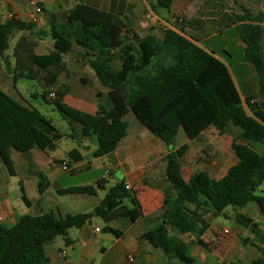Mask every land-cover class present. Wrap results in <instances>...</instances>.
Listing matches in <instances>:
<instances>
[{"label": "trees", "instance_id": "1", "mask_svg": "<svg viewBox=\"0 0 264 264\" xmlns=\"http://www.w3.org/2000/svg\"><path fill=\"white\" fill-rule=\"evenodd\" d=\"M173 2L155 0L150 6L153 11L170 10ZM48 23L53 49L41 54L37 52L39 44L35 35L40 31L34 23L15 17L0 22V59L9 49L11 37L22 32L14 48L15 72L53 86L67 73L64 55L74 51V45L83 48L84 56L91 57L89 63L96 77L108 89V107L98 105L95 114L79 110L64 101L65 93L61 90H50L42 97L65 119L79 125L68 137L81 140L96 136V158L118 149L128 135L129 123L125 117L130 113L167 148L172 146L181 129L189 140L199 138L210 128H215L219 135L231 134L232 125L240 129L232 142L235 163L220 179L212 178L206 171H197L186 180L182 160L189 151V144L168 150L164 157V175L173 192L166 194L156 221L145 218L149 223L154 222V226L143 233L142 239L161 250L169 262L194 264L196 259L190 255L186 241L179 234H172V229L183 235L196 232V243L210 251L202 238L211 227L212 218L231 206L236 210V222L249 229L263 245L252 243L260 252V258L253 264H264L261 224L248 213L238 212L253 204L264 216V190L257 194L264 185V154L253 147L264 145L263 28L253 24L240 28L247 45L245 58L255 66L260 81L258 94L246 100L249 114L227 65L174 29L165 28L160 36L154 33L142 36L113 12L84 3L49 14ZM116 63L119 68L115 67ZM51 92H55L54 98H50ZM62 138L49 118L0 90V163L10 174L14 171L9 149L48 153L55 150ZM68 154L73 163L83 160L76 148ZM39 177L38 190L43 193L47 176L39 173ZM126 185L125 181H117L92 213L61 215L49 211L18 216L12 227L0 222V264H49L45 245L57 236H63L66 244L71 245L69 230L84 227L94 215L106 224L120 218L133 223L144 218L136 192ZM99 189H106L104 178L95 185L58 190V194L96 196ZM22 197L31 207L32 202L26 195ZM126 201L131 206H127ZM38 207L37 203L35 209ZM103 231L118 239L123 234L109 225ZM244 242L250 243L249 240Z\"/></svg>", "mask_w": 264, "mask_h": 264}, {"label": "rangeland", "instance_id": "2", "mask_svg": "<svg viewBox=\"0 0 264 264\" xmlns=\"http://www.w3.org/2000/svg\"><path fill=\"white\" fill-rule=\"evenodd\" d=\"M129 1L131 2L128 8L129 15L125 20L131 24L135 15L139 13L141 4L138 0ZM71 3L74 5L76 3H85V1L71 0ZM43 4L45 6V3ZM53 4L56 6L55 9H60L62 6L66 5V1L54 0ZM68 6H70L69 3ZM94 6L98 8L102 7L100 3ZM155 13L165 15L166 17L168 16L166 9H156ZM5 17L6 8L1 5L0 22H3ZM23 20L27 21L26 18H23ZM35 25L40 31L38 34H35L39 44L37 52L41 54L47 53L49 50L53 49V40L47 28L48 24L43 22L39 25ZM162 30L163 27L153 22L151 27L144 29L143 31L145 32L141 33V35L152 32L160 36ZM234 33H236V30L231 32V34ZM22 34V32H17L11 37L9 42L10 47L5 52L4 57L0 59V67L10 80L9 88L0 86V89L5 91L12 99L37 109L40 113L49 118L53 125L63 135V138L57 142L55 150L49 151L48 154L58 153L60 158L66 159L71 149L68 147L72 144L82 153L84 157L83 163H85V165L80 168L76 167L78 163L69 164V170L62 172L63 181L64 183H71L73 185L82 183L83 181L88 183V185H95L97 180L104 178L106 180V189L97 190V195L102 200L107 190L122 178L120 171L116 169L117 161L124 160L127 167H132L131 159L127 157L129 152L118 150L113 154L96 158L94 156L95 145L91 143V139L80 140L78 138L72 139L68 137L69 134H73L75 130H78L79 125L65 119L53 107V104L44 101L42 96L45 92L58 89L61 87V83L66 82L68 83V88L64 89V93L67 94L64 101L70 106L77 108L76 105L78 104L74 101V98H77L83 100L87 104L108 107L110 102L108 89L96 77L90 66L89 59H91V57L86 58L83 54V48L75 45L73 46L74 51L64 55V60L67 63V73L62 74L53 86H47L37 79L27 78L22 72L16 73V60L13 54L14 48ZM232 54L235 55V59L231 61V65H233L234 70L237 71L238 68L235 67V65L241 56V51L238 50L236 44L233 45ZM116 64L115 67L119 68L120 65L118 63ZM82 73L88 78L87 82L80 80L79 76ZM244 74L248 76L247 73ZM97 89L103 90L104 94L96 95L95 91ZM71 103H75L76 105L73 106ZM247 111L251 114L248 107ZM125 120L129 123L128 132H130V138L133 137V134L137 137L140 136L139 139L143 142V145H146L147 150L143 147L140 149V145L136 146L135 149L139 153V158H141L142 161L148 158L154 160L156 155L154 152L159 151L158 149H160L161 146H164L166 149V145L146 130L132 113L127 115ZM229 131L231 134L219 135L217 130L212 128L204 137L190 143L189 151L182 160V171L187 177H184L186 180H188L195 171L203 169L214 179H219L226 174L227 170L235 163L232 142L233 137L239 133L240 129L232 125ZM92 137L96 140L95 135L90 138ZM187 143L188 139L186 134L184 130L181 129L174 143L167 148V150L178 149ZM253 147L258 153L264 154L263 144H255ZM9 154L14 174H10L9 169L3 163H0V180L3 183L4 189V191L0 193V206L8 203L11 204L16 212L15 218L30 213L29 207L23 200V195H26L35 205L38 203L39 199L55 202L57 200L65 201L71 198L72 195H58L51 187H47V194L41 197L38 190V182L40 181L39 173H43L47 176L48 170L33 169L28 161H25L30 153H22L15 149H9ZM106 168L111 169L112 173H105ZM263 190L264 185L261 187V193L258 191L257 194H262ZM48 193H51V195ZM125 204L131 206L129 201H126ZM64 207L65 205L60 207L62 212L65 211ZM256 207V205L250 204L248 208L240 209L238 212L248 213L251 218L261 224V229L264 232V216L257 211ZM235 212L236 210L229 206L225 208L222 214L212 218L211 227L202 238L208 244L210 251H206L196 243V232L183 235L176 229H172V234H179L186 241L190 248V255L196 259L194 264H253L254 261L260 258V252L252 243L260 247L263 245L259 243V239L255 237L249 229L244 228L236 222ZM128 222L130 221L120 218L110 224H106L100 217L94 215L86 228L88 235L87 244L83 243L85 241H83L79 235L78 229L72 228L68 232V237L75 241V247L67 245L63 236H57L53 241L45 245V252L50 257L59 256L60 252H62V261L69 259L71 261H79L81 257H84L83 261L86 260L98 264L104 260L103 258H109L110 261L113 260L115 263L120 261L121 264H183L177 260L171 262L167 261L161 250L152 247L146 241H144L146 242V248L141 244L139 247L140 250L137 252L133 250L134 243L129 241L127 235L119 242L116 235L103 231L106 225L125 231L124 229H127ZM3 223L8 227H12L15 222L13 218H7ZM97 227L100 229L99 232L95 230ZM141 227L142 223L133 225L130 229V233L134 234L137 230L141 229ZM245 240H249L250 243L245 244ZM130 248L134 253V261L130 262L126 258L127 256L122 260L121 256L130 251ZM103 249L107 250L106 254H104Z\"/></svg>", "mask_w": 264, "mask_h": 264}, {"label": "crops", "instance_id": "3", "mask_svg": "<svg viewBox=\"0 0 264 264\" xmlns=\"http://www.w3.org/2000/svg\"><path fill=\"white\" fill-rule=\"evenodd\" d=\"M44 6V15L41 17L39 24L45 22L47 28L49 29L48 17L49 14H58L66 10H70L74 5L71 3V0H65L66 5L62 6L60 9H55L53 4L54 0H38ZM61 1V0H57ZM84 4L94 6L95 4L100 3L101 9L113 12L119 17L125 19L129 15V5L131 2L129 0H84ZM31 0H0V6L2 5L6 8V17L5 20L9 18L10 15L14 16L16 19L24 21L23 18H26V22H30V16L32 13V7L30 5ZM141 4L140 11L132 20L131 27L132 29L141 35L145 32L144 29H148L154 23L165 28H171L181 33L186 38L190 39L196 43L201 48L205 49L209 53L213 54L216 58L224 62L231 76L239 90V93L242 98L243 105L245 109L246 100L248 98L254 97L258 94L260 90V81L257 70L253 63L247 61L245 58L246 43L242 39L240 28L246 24L259 25L264 30V0H174L173 5L170 10H167L168 16L161 14H156L155 11L151 9L150 4L154 3L155 0H138ZM68 3L70 6H68ZM77 4V3H76ZM73 5V6H72ZM95 7V6H94ZM182 18V22H174V18ZM4 20V21H5ZM3 21V22H4ZM37 24V25H39ZM236 30V33L231 34L232 31ZM152 33V32H150ZM149 32L147 34H150ZM145 34V35H147ZM155 34V33H154ZM144 36V35H142ZM264 43V36L261 42L262 48ZM236 44L239 51H241V56L235 67L238 70H234L231 61L235 59V55L232 54L233 45ZM263 58H264V48H263ZM244 73H247L246 76ZM80 80L87 82L88 78L82 73L79 76ZM0 86L4 88H9L10 80L6 74L2 71L0 67ZM68 83H61V87L58 89H52L51 91L61 90L64 92L65 88H68ZM2 90V89H0ZM3 91V90H2ZM5 92V91H3ZM96 95L104 94L103 90L97 89L95 91ZM67 94H65L66 98ZM74 101L78 104L71 103L73 106H77L79 110L86 111L91 114H95L98 111V105L96 104H87L83 100L74 98ZM248 112V111H247ZM212 128L203 132L201 136L195 140H189L190 143L204 137L211 131ZM180 133V132H179ZM218 133V132H217ZM187 137V136H186ZM139 137L134 136L130 138V132H128L127 137L123 139L120 143L118 150H125L129 152L128 158L131 159L132 167H127L124 160L117 161L116 169L120 171L122 178L118 181H125L127 185L130 186V189H133L142 205L144 218L139 219L136 222H128L127 229H124L122 236L118 239L120 242L126 235L130 242H133V250L139 251L140 245L143 244L146 248V242L142 239L143 233L150 227L154 226V222H147L145 218L154 219L155 221L160 216V213L163 208V203L166 194H172L173 190L170 184L166 181L164 172H165V162L164 157L168 153L167 147L161 146L159 151L154 152L155 159H145L142 161L139 158V153L135 150L136 146L140 145L146 149V145H143V142ZM91 139V143L97 148V139L86 138L84 140ZM83 140V139H81ZM76 144V143H75ZM143 145V146H142ZM135 147V148H134ZM68 148L74 149V145H69ZM167 150V151H166ZM69 151V152H70ZM68 152V153H69ZM29 156L25 159L33 167V169H45L48 170L47 181L45 183V189L43 193H40V196L47 194L46 188L51 187L57 194L58 190L65 189L68 187H77L88 185L83 181L73 185L71 183H64L63 181V171L61 165L64 163L71 164L73 163L72 159L60 158L58 153L48 154L39 150H32L29 152ZM111 153V154H113ZM82 154V153H81ZM110 155V154H109ZM83 157V155H82ZM117 159V158H116ZM84 157L83 160L78 163L76 167H83L85 165ZM159 163V164H158ZM206 171V170H200ZM183 172V171H182ZM197 172V171H195ZM207 172V171H206ZM105 173L111 174L112 170L106 168ZM118 176V175H117ZM183 177H186L183 174ZM187 178V177H186ZM222 178V177H221ZM189 179V178H188ZM216 179V178H215ZM220 179V178H219ZM3 183L0 180V193L3 192ZM49 192V191H48ZM51 195V193H48ZM60 195V194H58ZM39 199V198H38ZM31 201V200H30ZM101 201L98 195L96 196H71L70 199L65 201L57 200L55 202L44 201L42 199L38 200V210L35 209V204L32 202L31 207H29V215H37L42 212L54 211L58 212L61 215L66 214H76V213H92L94 212L97 204ZM65 205V213L62 212L61 206ZM255 207V206H254ZM257 211L259 209L256 207ZM15 210L11 204L1 205L0 206V217H2V222L7 218H13L15 222ZM247 214V213H246ZM255 220V219H254ZM256 221V220H255ZM126 223V222H125ZM142 223L141 229L137 230L134 234L130 233V229L133 225ZM88 224L84 227L78 229L79 235L83 239L84 244H87V228ZM98 228V227H97ZM71 239V238H70ZM72 240V246L75 247V241ZM80 241V239H79ZM104 254L107 253L106 249H103ZM133 251H128L127 253L121 256V259H125L126 256L133 255ZM48 256V255H47ZM134 256V255H133ZM49 258V264H98L90 261H83V258L79 261L65 260L62 261V252L59 256H54ZM67 258V257H66ZM127 258V257H126ZM100 264H121L119 261L115 263L109 258H103ZM123 264V263H122Z\"/></svg>", "mask_w": 264, "mask_h": 264}, {"label": "built area", "instance_id": "4", "mask_svg": "<svg viewBox=\"0 0 264 264\" xmlns=\"http://www.w3.org/2000/svg\"><path fill=\"white\" fill-rule=\"evenodd\" d=\"M30 5L32 7V13H31V16H30V22L34 23V24H39L40 21H41V17L44 15V6L38 0H31ZM13 17L14 16H12V15L9 16V18H13ZM173 20H174V22H182L183 19L175 17ZM49 96H50V98H54L56 96V94H55V92H51ZM61 168L64 171H68L70 167H69V165L67 163H64V164L61 165ZM126 188L130 189V186L126 185ZM0 222H2V217H0ZM95 230L97 232L100 231L99 228H96ZM127 259L130 262H133L134 261V256L133 255H129V256H127Z\"/></svg>", "mask_w": 264, "mask_h": 264}]
</instances>
